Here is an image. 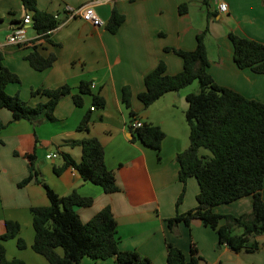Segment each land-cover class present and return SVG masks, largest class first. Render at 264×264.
I'll use <instances>...</instances> for the list:
<instances>
[{
	"label": "crops",
	"instance_id": "obj_1",
	"mask_svg": "<svg viewBox=\"0 0 264 264\" xmlns=\"http://www.w3.org/2000/svg\"><path fill=\"white\" fill-rule=\"evenodd\" d=\"M83 1L86 0H37L41 9L64 18L50 32L51 40L41 37L35 43L43 54L54 52L57 56L51 66L38 70L25 57L32 45L7 42L8 33L26 12L22 1L0 0V51L4 53V63L21 77L19 82L7 85L9 93H19L27 102L36 104L47 96L33 95V87L69 83L76 92L82 80H91L95 83L93 90L100 91L106 99L103 108L93 110L88 130L79 129L78 124L92 105L91 94L84 95L82 106L75 103L72 93L64 95L55 108L56 119L37 124L14 119L9 108H0V118L5 124L0 129V233L5 231L6 219L18 220L22 224L20 236L27 244L19 249L13 240L5 241L13 252L8 254L24 259L26 264L49 263L32 248L34 228L30 209L32 205L49 203L46 182L60 195L77 189L83 195L93 196L92 204L78 208L84 221L110 205L117 219L122 248L138 250L151 259L150 264H169L167 242L190 256L191 240L202 255L200 264H264L257 261L261 251L264 253V233L257 236L258 250L236 251L220 243L217 230L199 218L193 219L189 227L180 222L177 231L168 225L167 218L176 214V200L183 188L176 156L190 143L186 97L198 90V84L192 82L180 90L169 91L147 107L138 97L145 89V75L161 59L166 61L168 73L183 68L182 57L166 46L188 49L196 46L197 34L207 23L203 0H88L94 2L104 22L113 6L125 13V21L116 32L108 30L105 23L95 25L82 15L68 16L66 6L87 3L82 4ZM223 1L228 4L226 11L219 8V0L212 3L216 18H211L206 35L209 71L219 84L264 101V72L238 66L229 38V31H234L264 42V0ZM183 2L188 3L186 12L180 10ZM26 32L30 38L36 36L32 24L26 25ZM125 85L132 88L131 107L123 101ZM131 108L136 118L157 123L165 130L159 149L144 144L130 129ZM87 136H97L104 144L106 163L116 175L119 190L106 192L100 185L85 180L73 165H64L63 151L76 160L82 155L81 146L71 140ZM32 151L37 154V175L19 185L29 174L25 154ZM49 152H58V156L48 158ZM199 190L198 179L190 176L178 207L180 212L197 205ZM262 193L264 196V186ZM252 206L250 194L216 205L214 209L240 214ZM84 263L121 264L113 257L98 260L84 257Z\"/></svg>",
	"mask_w": 264,
	"mask_h": 264
},
{
	"label": "trees",
	"instance_id": "obj_2",
	"mask_svg": "<svg viewBox=\"0 0 264 264\" xmlns=\"http://www.w3.org/2000/svg\"><path fill=\"white\" fill-rule=\"evenodd\" d=\"M21 1L26 11L32 13L36 33L40 34V38L51 40L50 32L64 18L41 9L37 0ZM203 2L207 8V23L197 34L196 46L192 49L166 46L167 50L182 57L183 68L179 72L168 73L166 61L161 59L145 75V89L138 93V97L147 107L165 93L199 81V89L189 92L186 97L188 108L185 113L190 127V143L176 156L180 163L179 177L183 188L176 200V214L167 218L168 225L177 231L180 222L190 225L193 219L199 218L217 230L220 243H226L236 251L253 252L260 247L257 236L264 233V101L219 84L209 71L206 35L216 9L212 8V0ZM187 9L188 3L183 2L180 10L186 12ZM125 18V13L113 6L105 26L111 32H116ZM21 22L19 20L16 24ZM229 38L236 64L263 73L264 42L234 31H229ZM25 57L34 68L43 70L51 66L57 56L54 52L45 55L39 44H33ZM3 59L4 53L0 51V108H9L14 119H27L34 124L55 120V108L64 95L72 93L75 103L82 106L84 95L91 94L92 105L78 124L79 129L88 130L93 110L103 108L106 104L100 91L93 90L91 80H82L76 92H73L74 87L69 83L57 87H33V95L41 93L47 99L31 104L19 93L7 91V85L19 82L21 77ZM131 95V86H123L122 97L128 107H131ZM130 113L132 121L136 112L131 108ZM4 125L0 118V129ZM130 129L144 144L155 149L161 147L166 135L162 126L152 121H143L137 127L130 123ZM71 143L81 146L82 155L80 160H76L69 152L63 151L66 160L64 165H73L85 180L100 185L106 192L120 189L113 169L106 163L104 144L97 136L72 139ZM201 148L207 151L201 152ZM25 155L29 162V174L19 185L28 183L37 175L36 151ZM190 176H195L200 185L198 203L180 212L178 207L184 199ZM44 186L49 203L32 205L30 208L34 228L32 248L45 256L50 264H82L84 257L93 260L113 257L121 264L151 263V259L138 250L122 248L117 219L110 205L102 207L84 221L78 208L92 204L93 196L83 195L77 189L60 195L46 182ZM250 194L253 195V206L249 211L235 214L214 209L216 205ZM238 228L241 231H237ZM21 229L20 221L6 219L5 231L0 233V264H26L24 259L9 255L3 241L17 238V245L26 247L25 239L20 236ZM167 248L169 264H200L202 255L194 240H191L190 256L171 242H167Z\"/></svg>",
	"mask_w": 264,
	"mask_h": 264
},
{
	"label": "built area",
	"instance_id": "obj_3",
	"mask_svg": "<svg viewBox=\"0 0 264 264\" xmlns=\"http://www.w3.org/2000/svg\"><path fill=\"white\" fill-rule=\"evenodd\" d=\"M219 8L221 10H227L228 4L226 1L219 0ZM66 11L68 13V16L74 17L77 15H82L87 21H90L91 23L95 25H101L104 24V19L100 16L98 11L96 10L94 2H87L81 6L74 7V6H66ZM56 17H59V13H55ZM32 24L33 25V19H32V13L30 11H26L23 15L22 22L19 24H16L8 33L7 35V42L11 44H18V45H33L35 44L39 38L40 34L36 33V36L34 38H30L27 35L26 32V25ZM37 39V40H36ZM95 86V83L92 82V87ZM94 108V106H92ZM143 124V121L139 118H133L132 125L133 127L141 126ZM58 156V152H49L47 154L48 158H53Z\"/></svg>",
	"mask_w": 264,
	"mask_h": 264
},
{
	"label": "rangeland",
	"instance_id": "obj_4",
	"mask_svg": "<svg viewBox=\"0 0 264 264\" xmlns=\"http://www.w3.org/2000/svg\"><path fill=\"white\" fill-rule=\"evenodd\" d=\"M88 0H86V1H83L82 2V4L83 3H85V2H87ZM212 3L213 4H215V0H212ZM77 6H79V5H77ZM194 8H196V7H194ZM203 8H205V7H203ZM195 10V9H194ZM198 9H196L195 11H197ZM194 17H195V15H194ZM214 18H216L215 16H214ZM195 83L194 84H198V89H199V81L198 80H195L194 81ZM205 151H207V149H205V148H201V152H205ZM247 196V195H246ZM243 197V196H242ZM241 198V197H240ZM236 200V199H235ZM227 203V202H226ZM188 227H189V225H188ZM237 231H241V228H238L237 229ZM261 234H263V233H261ZM260 235V234H259ZM10 240H13V242H15V244H17V238H10V239H8V241H10ZM4 242L5 241H7V240H3ZM17 246V245H16ZM19 247V246H18ZM7 248H8V252H9V254L10 255H13V252H12V250H11V246L8 244L7 245ZM25 248V247H24ZM19 249H21V248H19ZM259 256V258L257 259V261H259L260 263H263L262 261H264V253H262V251H261V255H258ZM202 259L203 258H201L200 259V261H202ZM48 262V261H47ZM48 264H50V263H48ZM85 264V263H84Z\"/></svg>",
	"mask_w": 264,
	"mask_h": 264
}]
</instances>
